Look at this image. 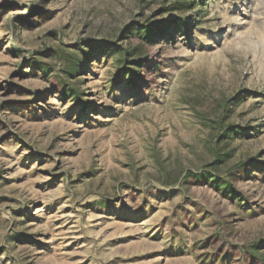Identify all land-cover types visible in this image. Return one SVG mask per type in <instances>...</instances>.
Returning <instances> with one entry per match:
<instances>
[{"label": "rangeland", "instance_id": "1", "mask_svg": "<svg viewBox=\"0 0 264 264\" xmlns=\"http://www.w3.org/2000/svg\"><path fill=\"white\" fill-rule=\"evenodd\" d=\"M175 1L0 0V264H261L264 168L230 176L246 201L202 179L264 167V0ZM182 15L116 83L137 26Z\"/></svg>", "mask_w": 264, "mask_h": 264}, {"label": "trees", "instance_id": "2", "mask_svg": "<svg viewBox=\"0 0 264 264\" xmlns=\"http://www.w3.org/2000/svg\"><path fill=\"white\" fill-rule=\"evenodd\" d=\"M197 7V2L195 0H176L173 2L172 10L175 11H185V10H194ZM162 12L168 11L167 8H161ZM199 16L202 15L203 11H200L198 9ZM186 26L188 28L190 26V20L188 16H177V17H165L159 21H153L151 17H147L146 20L143 22V25L137 26L142 32H145L142 40L139 41L136 45H131V49H128L127 47L124 50H120V57L119 60L122 61V67L119 68L118 76L119 79H117L116 83H123L126 85H132V84H138L141 79L144 78V75L141 74V69L148 64H150L151 59V53L149 46L153 45L157 41H167L173 39V36L177 32H182V29H179L177 27L174 31H171L174 26ZM136 27H133L135 29ZM163 35V36H162ZM135 34L131 32L129 37H133ZM126 38V37H124ZM94 43H89L88 45H82L80 44L77 51H73V53H70V55L73 56V59H68V67L71 68L72 72H75L77 70L82 71L81 69V62L87 57V50L86 48H93ZM84 46V47H83ZM107 48H113L114 45H107ZM104 47V48H106ZM79 54V56H78ZM78 56V58L76 57ZM91 61V60H90ZM73 62V63H72ZM86 66V65H85ZM71 72V73H72ZM130 74L129 78H126L125 75ZM125 82V83H124ZM65 84H63L64 86ZM66 86V85H65ZM65 91H71L74 93L76 97H78V91H76L74 88L66 86ZM230 99H223L218 102L219 109L224 113V116L221 119H218L216 121V124L214 125L215 128L218 129V134L220 138H226V140L233 139L236 136H241L243 134V129L240 128L239 125L227 123L229 120L231 113H232V107L230 106ZM250 168L260 169L264 168L263 165H257L255 163L254 159H247L238 162L234 166V171L230 172L229 175H227L225 178H219L216 177L212 180L207 179V176L202 175L204 181L208 182L211 186L216 188L217 190L221 191L223 195L229 197V198H235L240 199L243 201H246V197L244 196L241 189L238 187L237 183L233 181V179L230 177L235 174H240V176H245L244 173L248 172ZM197 177H200L199 175ZM264 251V243L261 244L259 247H257L256 251ZM255 256L260 260L261 264H264L262 262L264 260L263 254H255ZM257 264V263H256Z\"/></svg>", "mask_w": 264, "mask_h": 264}]
</instances>
